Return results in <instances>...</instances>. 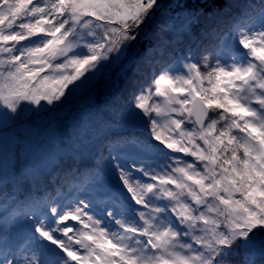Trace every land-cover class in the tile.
I'll return each mask as SVG.
<instances>
[{
  "label": "snow or ice",
  "instance_id": "snow-or-ice-1",
  "mask_svg": "<svg viewBox=\"0 0 264 264\" xmlns=\"http://www.w3.org/2000/svg\"><path fill=\"white\" fill-rule=\"evenodd\" d=\"M0 264H264V0H0Z\"/></svg>",
  "mask_w": 264,
  "mask_h": 264
},
{
  "label": "trees",
  "instance_id": "trees-1",
  "mask_svg": "<svg viewBox=\"0 0 264 264\" xmlns=\"http://www.w3.org/2000/svg\"><path fill=\"white\" fill-rule=\"evenodd\" d=\"M116 90L104 81H99L93 92L87 91L79 93L72 106V113L74 116H93L96 119L105 118L107 112L106 102H112ZM12 128H19V125H11L9 131ZM97 145L96 147H98ZM95 149H93L94 151ZM88 162H93L86 154Z\"/></svg>",
  "mask_w": 264,
  "mask_h": 264
}]
</instances>
